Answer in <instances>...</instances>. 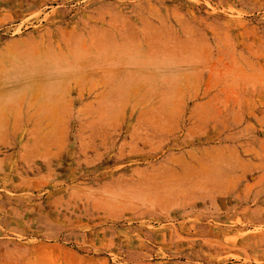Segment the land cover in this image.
Instances as JSON below:
<instances>
[{"label": "rangeland", "instance_id": "obj_1", "mask_svg": "<svg viewBox=\"0 0 264 264\" xmlns=\"http://www.w3.org/2000/svg\"><path fill=\"white\" fill-rule=\"evenodd\" d=\"M0 264H264V0H0Z\"/></svg>", "mask_w": 264, "mask_h": 264}]
</instances>
